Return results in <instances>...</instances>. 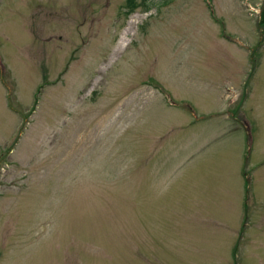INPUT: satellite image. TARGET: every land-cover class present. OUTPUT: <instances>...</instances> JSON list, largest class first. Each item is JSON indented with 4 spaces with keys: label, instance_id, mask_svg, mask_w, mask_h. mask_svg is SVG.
<instances>
[{
    "label": "rangeland",
    "instance_id": "374dc122",
    "mask_svg": "<svg viewBox=\"0 0 264 264\" xmlns=\"http://www.w3.org/2000/svg\"><path fill=\"white\" fill-rule=\"evenodd\" d=\"M131 4L0 0V264H264V0Z\"/></svg>",
    "mask_w": 264,
    "mask_h": 264
},
{
    "label": "trees",
    "instance_id": "16d2710c",
    "mask_svg": "<svg viewBox=\"0 0 264 264\" xmlns=\"http://www.w3.org/2000/svg\"><path fill=\"white\" fill-rule=\"evenodd\" d=\"M134 2V0H128V3H130V7H134L135 5L134 4H131V3H133Z\"/></svg>",
    "mask_w": 264,
    "mask_h": 264
},
{
    "label": "bare ground",
    "instance_id": "6f19581e",
    "mask_svg": "<svg viewBox=\"0 0 264 264\" xmlns=\"http://www.w3.org/2000/svg\"><path fill=\"white\" fill-rule=\"evenodd\" d=\"M121 37V36H120ZM124 39V37H121V40H123ZM119 43V46L121 45H123V42H118Z\"/></svg>",
    "mask_w": 264,
    "mask_h": 264
}]
</instances>
